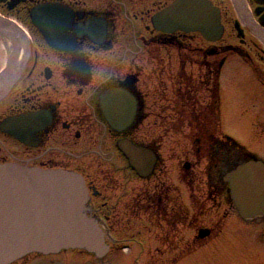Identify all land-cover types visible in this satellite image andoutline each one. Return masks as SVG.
<instances>
[{
  "label": "flooded vegetation",
  "instance_id": "af4514ba",
  "mask_svg": "<svg viewBox=\"0 0 264 264\" xmlns=\"http://www.w3.org/2000/svg\"><path fill=\"white\" fill-rule=\"evenodd\" d=\"M173 1L0 0V164L82 174L85 211L105 230L108 253L130 249L121 231L153 238L148 250L190 254L223 242L226 220L241 233L264 219L238 213L227 178L248 161L264 164L263 12L255 0L229 8L213 0L224 31L210 40L155 26L153 15ZM49 3L68 9L60 22L49 8L34 15ZM38 18L67 48L51 44ZM232 53L250 71L235 77L228 101L221 71ZM114 88L136 100L120 129L101 102ZM123 139L144 149L147 166L131 165ZM32 255L53 254L18 260Z\"/></svg>",
  "mask_w": 264,
  "mask_h": 264
},
{
  "label": "water",
  "instance_id": "95a60500",
  "mask_svg": "<svg viewBox=\"0 0 264 264\" xmlns=\"http://www.w3.org/2000/svg\"><path fill=\"white\" fill-rule=\"evenodd\" d=\"M256 13L264 10V0ZM49 8L52 21L67 12L62 5L49 3L34 9L42 16ZM51 12L55 15H52ZM57 12V13H55ZM221 9L212 0H174L153 15L157 28L164 31L183 29L200 31L210 40L218 39L223 31ZM35 21L48 35L43 21ZM60 19V20H59ZM264 25V13L260 17ZM239 35L244 34L240 22ZM63 36H66V30ZM51 44L59 49L64 44ZM103 109L115 128L129 123L128 108L136 102L133 95L118 89L101 94ZM120 146L131 165L141 169L149 163L142 147L123 139ZM232 199L242 217L251 219L264 215V164L248 161L230 172ZM89 189L82 174L67 169H45L16 163L0 164V264H10L31 252L57 253L67 248H85L103 257L109 251L106 234L99 222L85 209Z\"/></svg>",
  "mask_w": 264,
  "mask_h": 264
},
{
  "label": "rangeland",
  "instance_id": "374dc122",
  "mask_svg": "<svg viewBox=\"0 0 264 264\" xmlns=\"http://www.w3.org/2000/svg\"><path fill=\"white\" fill-rule=\"evenodd\" d=\"M224 4L228 8L231 7L229 0H224L222 5ZM236 37L232 35V40L236 41ZM249 71V67L237 54L230 55L221 71V83L228 101L234 98V91L237 89L235 77L247 75ZM226 128L233 134H236L237 130L243 133L234 122H228ZM225 227L223 242L215 241L209 244L208 248L198 249L190 254H181L177 251L161 252L155 251L154 248L152 251L148 250L147 247H142L143 242L145 241L146 246L153 238L138 234L133 236L136 233L134 228L133 235L132 232L118 233L120 240L125 241L129 238L131 241L130 249L124 252H113L99 257L86 249L73 248L42 257L32 255L13 264H264V219L254 221L247 229L242 228L241 233L236 226L229 224L228 220ZM216 243L220 246L213 248L217 246Z\"/></svg>",
  "mask_w": 264,
  "mask_h": 264
}]
</instances>
